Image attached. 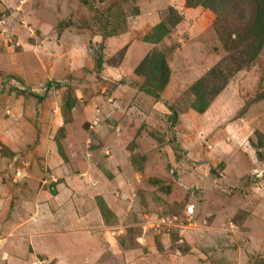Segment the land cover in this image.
I'll use <instances>...</instances> for the list:
<instances>
[{
  "label": "rangeland",
  "instance_id": "obj_1",
  "mask_svg": "<svg viewBox=\"0 0 264 264\" xmlns=\"http://www.w3.org/2000/svg\"><path fill=\"white\" fill-rule=\"evenodd\" d=\"M236 17L185 0H0V235L32 217L24 230L66 236L84 264H264V45L228 50ZM153 52L168 67L156 94Z\"/></svg>",
  "mask_w": 264,
  "mask_h": 264
},
{
  "label": "trees",
  "instance_id": "obj_2",
  "mask_svg": "<svg viewBox=\"0 0 264 264\" xmlns=\"http://www.w3.org/2000/svg\"><path fill=\"white\" fill-rule=\"evenodd\" d=\"M237 0H185L187 7H197L202 6L209 9L216 14V19L218 21L230 20V16L237 14V19L242 23L241 26H237L233 29L227 30V38L230 42L229 45L226 44V48L231 50L233 48L243 47L241 53L244 55V51L247 53L248 58L251 59L255 57L264 45V0H250L251 8L244 9L240 7L237 12V7L235 5ZM172 25L177 23L176 20L170 21ZM240 23V24H241ZM167 26L164 22L158 23V25L153 27L152 34L148 37L150 41L158 40L168 32ZM235 32V33H233ZM234 36L233 39L230 36ZM222 39V36L220 37ZM227 40L225 41V43ZM236 51L235 49H233ZM150 62V68L148 71V82L150 81L149 87L146 91L152 94H156L154 88H160L162 83L167 79L168 67L164 58V55L159 52H153L147 58ZM145 62V61H144ZM139 63L138 68H142L145 63ZM208 76L213 78L219 76V80L215 82L218 84V88L212 93H216L224 85H226V80L222 78V72L219 68H213L209 71ZM203 85V84H202ZM197 87V86H196ZM196 104L194 108L198 111H203V109L208 105V92H202V88L194 90ZM175 116V114H174Z\"/></svg>",
  "mask_w": 264,
  "mask_h": 264
},
{
  "label": "crops",
  "instance_id": "obj_3",
  "mask_svg": "<svg viewBox=\"0 0 264 264\" xmlns=\"http://www.w3.org/2000/svg\"><path fill=\"white\" fill-rule=\"evenodd\" d=\"M6 198H2L1 201L4 203ZM10 214H13L12 210H9ZM1 214V212H0ZM3 217V215H2ZM0 215V219L2 218ZM33 218L30 217L29 219L20 222V220L16 219L15 222L10 226V229L14 230H19L21 233L13 234L11 233H6L4 234L5 236L0 235V249L1 253L3 252L2 246H5V254L9 255V258H3V255L1 254L0 256V264H17V261L13 257L12 253L16 249V244L17 241L16 239L19 238H26L28 239V250L30 249V257L27 261L24 262V264H35V259L40 263V264H84V256H75L74 254L78 253H71V254H65L64 249L66 248V236L54 233L55 235L50 236L47 231H40L37 232L38 230L33 229L32 232L31 230H24V226H26L28 223L31 224H36L39 225L40 220H32ZM2 225V224H1ZM7 225V224H6ZM8 226V225H7ZM6 227V226H5ZM79 231V230H76ZM48 234V235H45ZM5 237L8 239L14 238L10 243H2L1 238ZM83 239L82 237H74L70 240L67 241L68 247L74 246L75 248H80L81 247V242ZM78 243V244H77ZM18 249V248H17ZM35 249L41 252V256L39 255L38 258L35 257L34 252ZM86 250H84L85 252ZM94 255V254H93ZM88 256V255H85ZM6 259V260H5Z\"/></svg>",
  "mask_w": 264,
  "mask_h": 264
},
{
  "label": "built area",
  "instance_id": "obj_4",
  "mask_svg": "<svg viewBox=\"0 0 264 264\" xmlns=\"http://www.w3.org/2000/svg\"><path fill=\"white\" fill-rule=\"evenodd\" d=\"M193 212H194V207H193V205H187V206L185 207V214H186V215H188V216H192Z\"/></svg>",
  "mask_w": 264,
  "mask_h": 264
}]
</instances>
